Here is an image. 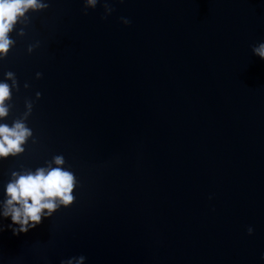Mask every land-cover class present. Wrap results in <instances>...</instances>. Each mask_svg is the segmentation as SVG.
<instances>
[{"label":"water","instance_id":"1","mask_svg":"<svg viewBox=\"0 0 264 264\" xmlns=\"http://www.w3.org/2000/svg\"><path fill=\"white\" fill-rule=\"evenodd\" d=\"M83 6L29 11L0 58V79L12 70L20 84L9 122L41 93L38 143L0 161V189L8 169L54 153L80 182L69 207L0 232V264H264V60L250 47L264 0Z\"/></svg>","mask_w":264,"mask_h":264},{"label":"clouds","instance_id":"2","mask_svg":"<svg viewBox=\"0 0 264 264\" xmlns=\"http://www.w3.org/2000/svg\"><path fill=\"white\" fill-rule=\"evenodd\" d=\"M83 3V11L86 13L89 8L96 7L98 0H83ZM48 7L49 0H0V58L7 57L15 46L16 42L10 33L18 22L26 19V13L42 11ZM104 7V16L110 15L114 10L108 2ZM120 20L124 24L130 23L126 17H120ZM39 43L37 40L35 44H27L26 51L32 53ZM250 47L254 56L264 60V39ZM3 75L4 78L0 79V161L20 157L29 144L38 143V137L28 119L35 101L41 96L40 91H36L34 98L25 101L23 114L9 122V102L13 92H19L20 84L14 71L6 70ZM41 75L37 71L35 78L38 79ZM29 86L27 81L23 83V88L27 89ZM7 177L0 189V232L7 228L13 235L28 232L43 219L52 217L61 207L72 205L75 201L74 190L80 183L63 153H54L34 167L19 163L8 169ZM5 218L9 220L6 225L2 222ZM252 232L253 228L248 226L247 233L251 235ZM260 258L264 260V252H261ZM85 261L86 257L81 254L63 258L59 264H85Z\"/></svg>","mask_w":264,"mask_h":264}]
</instances>
